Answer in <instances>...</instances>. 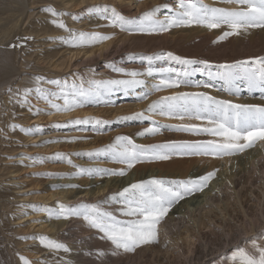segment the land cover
<instances>
[{"label": "bare ground", "instance_id": "1", "mask_svg": "<svg viewBox=\"0 0 264 264\" xmlns=\"http://www.w3.org/2000/svg\"><path fill=\"white\" fill-rule=\"evenodd\" d=\"M92 1L95 3L89 4ZM97 1L0 0V264H23L21 257L29 260L30 264H91L88 261L106 258V254L115 261L121 262L125 258H131L129 259L131 262H143L149 252L158 255L164 253L168 261L175 260L179 262L178 264H233L231 256L237 247L251 251L253 240L257 245L264 247V143H257L241 154L225 156L222 158L223 163L215 159L197 161L191 159L189 162L187 158L179 157L180 160L141 164L137 166L135 172L125 176L100 175L83 182L55 180L50 183V194L39 198L43 202L53 203L50 206L43 205L39 209H49L53 213L58 212L60 205L72 208L87 204L96 205L117 218L128 219L121 215L122 205L119 203L120 198L116 196L125 187L152 179L166 181L196 179L221 167L203 191H197L180 200L164 217L158 226L159 242L156 243L158 250L154 248V243H149L145 249L136 250L132 257L129 256L130 252L124 255L125 257L113 256V249L116 248L110 241L108 248L105 244V250H112L102 254V251H99L102 246L99 244L95 246L96 242L101 241L103 244L105 241L100 235L101 232L98 233L100 239L97 241L95 233L98 230L93 229L83 217L56 219L54 216L49 218L46 211L27 212V204L30 201L26 194L28 187L20 173L31 168L30 166L40 165L31 156V152L39 148L52 151L58 143L66 141L62 140L61 133L40 132L43 127L35 122H41L44 117L53 120L64 119L77 113L76 110L56 113L54 109L44 112L43 107L49 103L40 99L35 89L37 86L49 92L58 89L56 85L43 81L37 85L36 77H44L45 81L67 80L69 84L73 82L80 84L82 80L84 86L88 87V81L91 80L129 78L123 73L113 71V67L121 68L125 73H142L143 75L138 77L143 80L141 86L127 91L123 89L113 91L92 102L101 105L100 108L110 115L121 113L124 109L134 112L143 105L136 104V101L120 106L115 103L121 98L132 100L137 91L147 93L155 90V85L160 82L161 77L155 73L153 76L146 75L149 64L145 58L171 52L175 56L197 61V64L188 70L202 71H194L188 77L190 84L168 89L169 91L163 92L164 95L171 96L190 90L189 93H205L216 100L264 106V93L258 90L249 91L247 83L241 80L236 81L238 91H225L224 81L216 75L219 65L264 57V29L242 30L239 35H231L223 40L219 38L225 31L231 29L226 27L208 29L193 25L172 28L166 33L152 35L139 32L131 35L132 33L119 30L116 32L117 36L120 33L119 39L116 40L117 36L115 38L113 36L112 39L93 47L74 48L63 43L60 38L67 37L68 32L56 27L52 21L57 18L44 9L51 7L57 12L70 14L59 19L75 32L90 33L89 31L93 29L103 32L113 30L100 25L108 21L101 18L98 11H88L83 18L73 19V13L80 11L85 4H89V9L105 7V2ZM119 1L124 4L127 0ZM222 1L201 0L208 7L216 8H222ZM162 6L164 5L153 6L159 8L158 19L173 15L167 11L171 4L167 8ZM113 8L125 18L135 19L127 17L116 6ZM178 10L179 4L173 13ZM90 15L94 16L88 17ZM33 37L34 42L31 41ZM202 40L204 42L200 43ZM189 42L193 52L184 53L188 54L184 56L179 49L182 50ZM201 62L211 66V75ZM151 66L156 70L182 67L167 58L153 59ZM69 70L71 72L67 73ZM170 75L175 78V73ZM197 84L201 86L197 87ZM205 84L211 87H204ZM25 89L32 91L25 95ZM52 102L63 105L62 99H53ZM48 106L50 107V104ZM155 115L158 118L161 116ZM97 120L102 123L97 125L95 123ZM97 120L91 122L94 133L92 137L100 138L101 134L96 133V128L101 130L104 120ZM200 123L196 120L192 124ZM86 124L88 122L73 121L71 125L76 129L73 132L83 133L84 131L78 129L83 126L85 130ZM135 139L140 144L144 143L139 138ZM98 164L99 162H96L89 168L96 169L99 167ZM66 185L69 187L64 188ZM255 191L259 193L256 194ZM248 193L254 196L249 197ZM37 227L38 230L35 231ZM39 237H47L62 243L69 251L45 248ZM90 243L93 249L89 248Z\"/></svg>", "mask_w": 264, "mask_h": 264}, {"label": "snow or ice", "instance_id": "2", "mask_svg": "<svg viewBox=\"0 0 264 264\" xmlns=\"http://www.w3.org/2000/svg\"><path fill=\"white\" fill-rule=\"evenodd\" d=\"M225 3L236 4L235 10L208 7L201 0H179V10L173 15L164 19H158L159 8H153L142 13L135 19H127L115 8L98 7L86 9L85 11H98L101 18L107 19L109 25L118 27L124 32H139L148 35L163 34L172 28L192 27L193 25L203 26L208 29L226 27L231 31H225L219 38L221 40L231 35H239L241 31L250 28L264 29V0H224ZM44 11L50 13L54 19L52 23L68 32L67 37H61V41L74 48L93 47L112 39L110 35L99 33L75 32L69 29L59 17L70 15L57 12L49 7ZM110 13V15H109ZM76 17L73 16V19ZM174 61L181 65L180 69L162 68L154 69L151 65L153 59H165ZM149 67L146 70L147 76L160 75V82L155 85L156 91L180 88L181 85L190 84V77L194 71L188 70L192 65L197 64L195 60L184 59L168 52L156 56L146 57ZM205 69L211 75V66L206 62ZM113 71L123 73L128 79L112 80H91L88 87L75 82L69 84L67 80H48L44 77H36V84L42 81L56 85L58 91L49 92L37 86L35 89L40 99L47 101L56 113H68L77 108L92 103L101 96L118 90H129L139 87L143 80L138 79L142 73H125L123 69L113 67ZM175 73V78L170 74ZM216 75L224 81L225 91L236 89V81H245L249 91L258 90L264 93V57L252 61H242L235 64H222L217 68ZM79 79V77H78ZM197 87L201 86L199 84ZM204 87H211L205 84ZM25 89V95L31 92ZM145 97H141L144 99ZM63 100V105L53 103L52 100ZM39 111V110H37ZM149 113L166 116L170 119L198 120L200 124H181L175 127V131L186 132L193 135H205L211 139L196 141L194 143L170 142L149 147L138 146L128 137H117L114 145L100 150L97 155H111L118 163L127 165L128 169L137 163L166 161L173 156H211L223 158L236 155L248 148L254 147L257 143H264V106L246 105L233 103L230 100H216L205 93H176L175 95L162 97L159 102L149 105L146 110ZM53 114V113H49ZM136 116L143 117L144 113ZM87 121H76L86 123ZM97 125L102 121H95ZM15 127V126H14ZM22 131H27L23 130ZM148 134H157L160 128L153 127L146 130ZM144 135V133H141ZM91 155V154H90ZM119 175L125 176L127 172H108L103 169H79L77 175ZM215 177V172H210L203 177L188 180L166 181L163 179H152L133 183L117 193L121 215L128 219H120L111 212L102 211L96 205L80 204L72 208L59 206V210L53 213L49 209H40L48 212L49 218L69 219L73 216L83 217L93 228L103 233L104 238L111 241L116 249H123L125 252H134L144 244L158 243V226L167 216L171 208L197 191H203L208 182ZM116 197H113L115 199ZM43 247L53 250L69 249L62 243L50 240L47 237H39ZM253 249L246 250L244 247H237L233 250L231 260L233 264H264V247L256 244L253 240ZM23 264H30V261L21 257Z\"/></svg>", "mask_w": 264, "mask_h": 264}, {"label": "rangeland", "instance_id": "3", "mask_svg": "<svg viewBox=\"0 0 264 264\" xmlns=\"http://www.w3.org/2000/svg\"><path fill=\"white\" fill-rule=\"evenodd\" d=\"M105 2L104 5L108 8H113L114 6H116V8L121 11L122 13H125V15L127 17H133V18H137L139 17L142 13L149 11L151 9H153V6L155 7L156 5L162 6L163 8H167L170 4L171 7L169 10L165 9L168 11V13H173L174 8L176 9L177 5L179 4V0H127L125 1V3H120V1H115V0H98L97 2ZM155 1V2H153ZM204 2V1H203ZM95 3V1L90 2L89 4H93ZM153 3L155 5H153ZM157 3V4H156ZM89 4H85L80 11H75L73 14L74 16L77 18H83L84 14H87L88 11H85L86 9H89ZM115 4V5H113ZM162 8V9H163ZM222 8L223 9H227V10H235L238 8V5L236 4H229V3H225L224 0L222 1ZM164 11V10H162ZM87 16V15H86ZM94 15H90L88 17H92ZM98 17V16H97ZM158 17V16H157ZM107 20V19H105ZM108 21V20H107ZM104 22V21H103ZM105 28H113V30H109L108 32H103V31H97V29H93L91 31H89L90 33H99L102 35H110V36H114L113 38H115L117 36V33L120 29H118V27H112L109 25V21L105 22L103 24H100ZM116 33V35H115ZM129 33V32H127ZM131 34V33H130ZM133 34H138V32H132L131 35ZM119 35L120 33H118V36L115 38L116 40L119 39ZM32 42L35 41V38L33 37ZM204 40H202L200 43H203ZM120 45V44H119ZM27 46V45H25ZM122 46V44L120 45V47ZM125 47V46H124ZM178 51V50H177ZM180 53L184 56H187L188 54H184V53H191L193 52L190 49V42L187 44V46L183 47L182 50L179 49ZM183 51V52H181ZM179 53V54H180ZM203 55V54H201ZM205 56V55H204ZM103 64V63H101ZM98 69H101L100 67H98ZM71 72V70L67 71V73ZM191 87H194L193 85H191ZM164 91H169L168 89L163 90V91H156V90H151L150 92H140L137 91L136 92V96L133 97V99H126V98H121L117 100V103H115L117 106L120 105H126L127 103H136V104H142L143 107L142 108H137L134 112H128L127 109H124L121 113H117V114H111L108 112H104L101 105H95L93 103H89L86 104L83 107L77 108L75 112V114H72L71 117H67L64 119H49V118H45L44 116V120H42L41 122H35V124H39L41 125L43 128V130H41L40 132H47L49 133H56L60 134V136H62V140H66L65 142H60L58 143V146L50 151V150H44V149H35L31 152V156L35 159V161L37 163H39L40 165H38L37 167H33L30 166L31 168L26 169L25 171H23L22 173H20V176L22 177L23 182H26L27 184V190H28V199H30V201H28L29 203L28 205V211L27 212H31V213H36L37 211H39V207H42L43 205L46 206H50L53 203L50 202H43L41 199L46 197L47 195L50 194L49 192V186L51 182L55 181V180H67L69 182L75 180V182H83L86 181L90 178H96L100 175H87V174H80L77 175L78 170L79 169H90V165H93L96 162H99V167H97L96 169H103V170H107L108 172H119L120 170H125L127 172L126 175L135 172L137 166L141 165V164H149L148 162H144V163H137L134 167H132L131 169L127 168V165L122 164V163H118L116 162L111 155H97V153L100 152V150L102 149H106L109 148L110 146L114 145L116 142V138L117 137H128L132 140V142L138 146H144V147H149V146H153V145H161V144H166V143H170V142H177V143H194L196 141H203V140H207V139H211V137L205 136V135H193L190 133H186V132H180V131H175V127L181 124H192L193 120L190 119H184V120H179V119H170L168 117L165 116V118H163L162 116H160L159 118L156 117L155 114L153 113H149L146 110L148 109L149 105L153 104L154 102H159L161 100L162 97H166V95H164ZM190 90H186L183 93H189ZM180 93V92H178ZM176 94V93H175ZM144 99H141V97H145ZM132 101H136V102H132ZM49 105V104H48ZM46 103V106L43 107L44 112L46 111H51L53 110L51 108V106L49 107ZM115 105V106H116ZM145 105V106H144ZM98 107V108H97ZM101 107V108H100ZM108 106H104V108H106ZM48 108V109H47ZM100 108V109H99ZM79 111V112H78ZM74 112V111H73ZM104 112V113H103ZM144 113L143 117H137L136 114L138 113ZM42 117V118H43ZM97 119H102L104 120V126L103 128L100 130L98 128H96V133L97 134H101V137H92V135L94 134L92 131V127H91V122H93L94 120ZM168 119V120H167ZM87 121L88 124H86V129L84 130L83 126H81L82 128H77L78 130H82L84 131L81 134L78 133H74L73 130H76L73 128V126L71 125V123H73V121ZM153 127H158L160 128V132L157 134H148L146 132L147 129L149 128H153ZM100 130V131H99ZM141 133H144V135H141ZM73 134V135H71ZM65 136V137H64ZM67 138V139H65ZM135 138H139L141 139L144 143L140 144L136 141ZM70 141H69V140ZM91 154V155H90ZM238 154H241L238 153ZM234 156V155H233ZM180 157V159H184L187 158L189 160V162H191L192 160H199V159H204V160H210V159H215L218 162H222V158H214L211 156H201V155H193V156H173L172 159H170L169 161L172 160H180L178 159ZM163 163V162H167V161H154L151 163ZM198 164H196L195 167H197ZM218 168H215L214 171L215 173H218L220 170ZM139 169V168H138ZM105 176H110V175H105ZM104 176V177H105ZM117 176V175H116ZM64 186V185H61ZM60 186V187H61ZM69 187L68 185H66L64 188ZM256 194L257 191H255ZM248 196H254V195H250V193H248ZM37 198V199H36ZM41 198V199H39ZM34 217V216H33ZM35 218V217H34ZM35 220V219H33ZM39 224V222L37 223V225ZM38 230V227L36 228L35 231ZM97 233H95V236L97 237V241L100 239V235L103 237V240H105L102 244V242L100 243L98 241V243L96 242L95 246H99L101 247L99 249V251H102V254H106V251H111L110 249H106L105 247L107 244V248L108 245L110 243L109 240H107L106 238H104L103 234H101L99 231H96ZM100 233V235L98 234ZM91 243L88 245L90 249H93L91 245ZM147 244H144L142 246H140L139 248H137L136 250L139 249H145V246ZM144 246V247H143ZM149 246V245H147ZM154 248H156V250H158V246L156 243H154ZM103 248V249H102ZM114 253L113 256H126L128 252H125L123 249H113ZM122 250V251H121ZM135 250V251H136ZM94 251H96L94 249ZM134 252H130L131 255L129 254V256H133L135 255ZM115 254V255H114ZM106 258H102L100 260L97 261H88L91 264H178V261H168V259L165 257L164 253H161L158 255V253H151L149 252L148 254H146V259L143 260V262L141 261H130L129 259L131 258H123L124 261H115V259L113 258H109L107 256V254L105 255ZM124 256V257H125ZM128 256V257H129ZM109 259V260H108ZM102 260V261H101ZM105 260V261H104ZM138 262V263H137ZM171 262V263H170Z\"/></svg>", "mask_w": 264, "mask_h": 264}]
</instances>
